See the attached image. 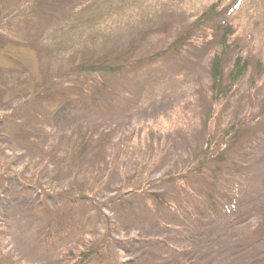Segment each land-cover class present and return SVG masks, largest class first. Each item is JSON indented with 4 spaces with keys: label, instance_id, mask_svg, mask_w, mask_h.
Returning a JSON list of instances; mask_svg holds the SVG:
<instances>
[{
    "label": "rangeland",
    "instance_id": "1",
    "mask_svg": "<svg viewBox=\"0 0 264 264\" xmlns=\"http://www.w3.org/2000/svg\"><path fill=\"white\" fill-rule=\"evenodd\" d=\"M215 1L0 0V264H60L64 248L89 239L124 264H264V121L224 164L215 200L185 215L157 197L202 140L216 43H178L183 58L108 75L91 99L60 97L76 64L111 53L146 66L150 38L182 34ZM220 10L216 22L236 28L249 60L218 107L222 131L264 118V0H221ZM51 216L66 224L58 237Z\"/></svg>",
    "mask_w": 264,
    "mask_h": 264
},
{
    "label": "trees",
    "instance_id": "2",
    "mask_svg": "<svg viewBox=\"0 0 264 264\" xmlns=\"http://www.w3.org/2000/svg\"><path fill=\"white\" fill-rule=\"evenodd\" d=\"M220 6L221 0H216L195 20L187 21L183 33L180 35H177L176 32L175 35L168 36V34H163L165 32L163 31L155 39L150 38L145 43L148 54L143 61H147L146 66L143 65V62H131L129 58L123 55L115 56L111 53H105L96 59L76 64L71 68L72 70L69 69L61 77L65 78L59 82L62 100L66 98L91 99V95L100 88L98 85L100 79L106 78L108 75L135 74L147 66L164 65L170 57L183 58L184 48L182 46L187 41L193 43L187 45L189 49L196 48L195 51L206 47L208 43H216L219 48L212 52L209 59V107L205 117V132L202 135V140L185 165L170 172L162 179L164 182L168 181V183L173 184V187L157 194L158 198L160 197L164 202L166 201L174 209L184 214L192 213L194 209L199 207L202 200L213 201L216 199L219 190L218 185H220L222 173H224V164L233 158L237 150L247 144V139L258 131L264 121L263 117L247 120L238 118L222 131L218 128V107L220 108L231 101L232 94L249 71V60L243 54V49L238 46L236 28L228 22H216L221 17ZM178 43L182 45L179 48H177ZM235 47L239 48L236 49ZM233 50H236V55L230 62L231 66L227 71L228 61L226 59ZM251 88L255 89L256 86L252 84ZM97 93L101 95L99 100L107 94L105 92ZM114 95L112 101L109 102L111 105H115L114 103L119 99L116 94ZM86 148L83 145L79 148L81 155L85 152L89 154L94 152L93 149L87 151ZM50 219H53V223L59 228V231L57 233L52 232L51 236L58 237L64 231L66 224L52 216ZM107 223V236L108 239H111L112 226L114 225L110 222ZM102 262L105 264H124L121 257L110 252L107 242L98 239L79 241L76 246L64 248L59 255L60 264H101Z\"/></svg>",
    "mask_w": 264,
    "mask_h": 264
}]
</instances>
